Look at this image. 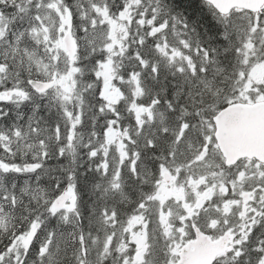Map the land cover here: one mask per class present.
<instances>
[{
  "label": "snow or ice",
  "instance_id": "6c2138e0",
  "mask_svg": "<svg viewBox=\"0 0 264 264\" xmlns=\"http://www.w3.org/2000/svg\"><path fill=\"white\" fill-rule=\"evenodd\" d=\"M0 264H264V0H0Z\"/></svg>",
  "mask_w": 264,
  "mask_h": 264
},
{
  "label": "trees",
  "instance_id": "16d2710c",
  "mask_svg": "<svg viewBox=\"0 0 264 264\" xmlns=\"http://www.w3.org/2000/svg\"><path fill=\"white\" fill-rule=\"evenodd\" d=\"M194 8H195V2H194ZM189 11L191 12V11H193V9H190Z\"/></svg>",
  "mask_w": 264,
  "mask_h": 264
}]
</instances>
